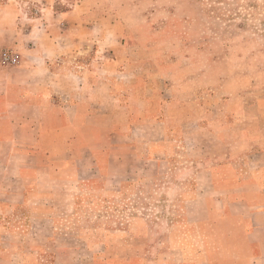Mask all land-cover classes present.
<instances>
[{
	"label": "rangeland",
	"instance_id": "1",
	"mask_svg": "<svg viewBox=\"0 0 264 264\" xmlns=\"http://www.w3.org/2000/svg\"><path fill=\"white\" fill-rule=\"evenodd\" d=\"M53 2L44 21L54 26L57 21V34L69 29L83 37L78 51L88 52L83 56L87 65L100 56V72L106 76L128 67L131 76L120 80H151L154 110L163 101L174 106L175 118L185 121L189 134L188 157L205 148L207 135L196 125L197 105L210 98L214 115L220 114V100H228L232 138L248 132L250 141L264 145V0ZM30 8L36 15L43 6ZM5 50L17 62L0 58V65L20 66L22 49L5 47L0 56ZM110 109L106 105V114ZM107 123L100 157L106 169H97L93 154L83 155L79 163L86 171L73 179L76 189L67 182L71 172L65 154L10 156L6 152L12 144L0 143V243L26 249L39 244L41 261L47 263L59 257L60 264H72V258L74 264H200L212 251L186 214L198 207L188 202L193 186L189 180L171 185L175 173L143 170L144 163L129 148L109 147ZM50 213L57 217H35ZM28 227L40 234H23Z\"/></svg>",
	"mask_w": 264,
	"mask_h": 264
},
{
	"label": "crops",
	"instance_id": "2",
	"mask_svg": "<svg viewBox=\"0 0 264 264\" xmlns=\"http://www.w3.org/2000/svg\"><path fill=\"white\" fill-rule=\"evenodd\" d=\"M53 1L0 0V50L22 49L20 66L0 65V143L12 144L6 153L65 154L69 157L66 170L71 172L67 182L76 189L73 179L86 171L79 163L83 155L93 154L97 169H106L100 157L105 154L108 122L109 147L129 148L144 163L143 170L155 167L175 173L171 185L180 187L189 180L193 186L188 202L198 207L186 214L205 237L203 246L212 251L202 256L200 264H264V145L250 141L248 132L231 137L228 100H220L218 115L212 114L211 98L197 105L200 120L196 125L207 139L202 140V153L188 157L189 134L185 121L175 118L174 106L163 101L154 110L151 80H120L131 76L128 67L106 76L100 72V56L87 65L83 56L88 52L78 51L83 37L69 29L57 34L58 22L54 26L44 21ZM38 4L43 6L42 13L31 14V5ZM63 14L60 17L66 18ZM106 105L111 106L108 114ZM112 156L115 160L116 153ZM35 217L55 219L57 215ZM22 232L40 234L34 227ZM37 245L26 249L22 244L0 243V264H60L59 257L55 263L41 261ZM76 260L72 258V264Z\"/></svg>",
	"mask_w": 264,
	"mask_h": 264
},
{
	"label": "built area",
	"instance_id": "3",
	"mask_svg": "<svg viewBox=\"0 0 264 264\" xmlns=\"http://www.w3.org/2000/svg\"><path fill=\"white\" fill-rule=\"evenodd\" d=\"M0 58L2 62L6 64L15 65L17 62L16 57L10 51L7 50L2 52Z\"/></svg>",
	"mask_w": 264,
	"mask_h": 264
}]
</instances>
